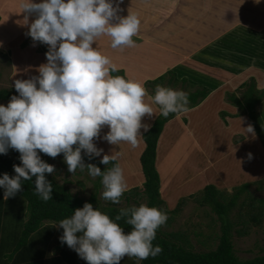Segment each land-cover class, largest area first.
I'll use <instances>...</instances> for the list:
<instances>
[{"label": "clouds", "instance_id": "obj_1", "mask_svg": "<svg viewBox=\"0 0 264 264\" xmlns=\"http://www.w3.org/2000/svg\"><path fill=\"white\" fill-rule=\"evenodd\" d=\"M122 3L123 0H23L25 23L35 15L26 35L33 46L35 42L48 46L47 63L39 67V75L16 79L18 95H12L6 106L0 104V154L16 150L21 161L13 165L14 176H0L4 200L14 197L23 181L33 177L35 194L44 202L52 200L53 185L45 173L52 174L56 169L41 158L43 153L52 158L63 154L68 172L73 175L79 169L87 170L92 178L100 177L102 198L120 204L127 182L120 164L113 163L119 152L103 154L104 149L94 141L111 145L126 142L135 148L143 137L140 129L148 132L151 127L142 123V118L155 114L145 102L148 93L143 84L111 75L119 71L117 65L93 46L101 36L110 38L112 49L136 46L133 37L139 35L141 20L135 13L120 15ZM149 99L165 118L189 111V96L183 90L157 85ZM105 126L109 130L101 136ZM243 129L244 134L256 137L251 124ZM82 151L89 160L102 157L100 164L112 163V167L101 171L96 164H85ZM248 158H252L251 153ZM189 196L197 197L195 193L186 197ZM121 220L130 226L127 233L118 223ZM167 221L166 212L146 204L122 207L113 219L85 202L54 226L63 229L61 244L74 250L87 264H120L125 257L143 261L160 255L163 248L154 246L153 241Z\"/></svg>", "mask_w": 264, "mask_h": 264}, {"label": "rangeland", "instance_id": "obj_2", "mask_svg": "<svg viewBox=\"0 0 264 264\" xmlns=\"http://www.w3.org/2000/svg\"><path fill=\"white\" fill-rule=\"evenodd\" d=\"M15 1L16 0H14V2ZM179 3L181 5L182 1H179ZM232 4L236 5V2H232L231 5ZM245 4L248 5L251 14L255 13L251 9L254 7H259V4H261L262 9L264 10V0H260L259 3H257L256 0H247L245 1ZM10 12L11 16L15 20L20 21L19 13L16 12V10L11 9ZM172 13L173 11H170L171 18L167 19L169 23L177 21L176 18H172ZM263 16L264 11L259 15V17H256V19L259 18L257 21L258 27L260 26L262 19L264 18ZM249 18L250 17H248V20L241 19V21H252ZM28 20H30V17H28ZM23 25L24 24L22 23L21 26ZM4 30L11 31L10 28L0 29V31ZM237 35L240 37L244 36L243 34ZM187 36H190V30H188V34L185 37ZM25 38H30V36L27 35ZM2 39L10 41L11 39L9 37V32H1L0 42ZM108 40H110L109 37ZM229 40V37L224 36H220V39L218 40V44L226 45L225 51L227 52V56L224 57L226 63L224 65V69L222 68V70L215 71L220 78V80H217V83L220 84L217 87V91L211 95L217 96L215 102H210L209 105H211V107H208L206 100L205 103L195 108L191 112L177 114L172 119L170 124H168L165 137H163L161 140V146L158 151L156 166L158 167L161 175L165 176L164 179L162 178L160 188L161 198L165 201V205L160 206L162 207L160 208V210L167 213L168 221L165 225L160 227V230L167 233H177L179 238H182L184 240V242H181L179 239L178 242L185 244L186 247L194 251H206L209 249H214L216 247V245L218 244L219 236L222 233V225L226 224L227 230H229L232 237L235 253L240 259L245 260L250 259L258 254H264V162L262 158V150H260L259 148L260 141L258 140L257 136L254 138L256 142H253V145L249 144L246 149H240L243 148V142L245 141L246 137L248 138L249 135L244 134L245 131L243 132L238 130L236 126L234 127L233 122L239 120L242 117L245 118L246 116H242L241 111H239L240 115H236L238 109L230 106L231 104L226 98V92L236 91V95L240 96V92L244 89L237 90V88L241 83L250 81L251 78H254L258 89H264V79L260 80L259 76L261 74L256 73L264 72V67H260L259 65H257V59L254 61L253 65L252 63L245 64L244 67L247 65L246 69L244 68L242 70H239L232 66L234 64L231 63L230 60H232V54L233 52L235 53V49L237 47L242 50L247 49V44L243 39L242 42H238V44L234 46V43H230ZM248 41L250 42L249 45L251 47L253 46V48L258 46V42H264L257 41V38L249 36ZM12 42L13 44H16L17 41L14 39ZM25 42H23L22 40L17 43L18 46L21 47V45H23V43ZM26 44L27 46H29L31 45V42H28ZM13 46H11V48H13ZM261 46L262 50H259V53L261 52L259 56H262V53L264 56V44L262 45L261 43ZM1 52L0 88L9 89L12 87L11 84L14 83L12 79V72H14V69L18 70L19 64L16 60V57L13 58V60L10 59V51L4 50ZM187 52L189 55L184 58V64L187 65L183 67L184 69L189 70L192 68V65L189 64L187 60L189 61L190 57L192 56L190 54V50H188ZM37 55H40V58L42 57L41 60L40 58L39 61L37 60V58L30 60L28 72L24 73V76L21 74H18L17 76L16 73L15 76L18 79L31 78L33 75L32 73L31 75H29V73L32 72V69L37 66V64L40 67L41 65L47 63L45 51L41 50V46L38 50L36 48L30 53V56L32 57H36ZM195 72L197 74L200 73L201 75L204 74L202 77L213 76L212 74L202 73L198 71ZM260 77L264 78V76ZM138 82H143L142 84L145 87L148 95L150 96H153L150 93L155 90L156 86L160 85L157 84L155 85V87H153V85L151 84L145 85L146 81ZM202 82L205 83L204 80ZM199 83L200 86L203 85L201 82ZM207 87L212 91L213 86L212 88L211 86ZM215 88L216 87H214V89ZM172 89L183 90L186 92L189 90H194L195 87L191 88L186 87V85L184 84H178ZM145 101L146 103H149L147 96L145 97ZM8 102L9 101L7 100H0V104H3L5 106L8 104ZM149 104L153 107L156 114L158 106L151 101ZM202 107H205L207 111L202 109ZM257 110H264V102L260 103L257 106ZM223 112H227L229 115H224ZM190 113L193 114V118H190ZM155 117L152 118V116L149 117L146 115L142 118V123L151 124ZM248 123L251 124L249 121ZM211 127L214 131H211ZM229 127L231 128L228 129ZM108 130V127L105 126L101 131V136L104 135ZM142 131L143 128L140 129L141 133ZM170 141L172 142V145L166 147L167 142L169 144ZM211 141L216 144V146L214 147L215 152H219L221 155L225 154L224 157L226 160H224V164H226L227 162L229 163L228 177L225 175V173H223L226 171L220 170L218 168V165H216L215 167H211V165L209 167L205 166L206 161L210 162L212 160V154L208 147ZM94 142L96 143L98 148L104 149L103 154H105V152H119L118 163H120L122 169H125L126 171L128 170V174L130 173L132 174V176L134 175L136 177L135 179H137V177L138 179L142 178V173L140 172V170L136 169L140 166V150H138L140 146L139 143L135 148H133L126 142H122L120 145H111L103 140H95ZM176 142L178 143V146L176 147V150L178 151L176 152V154H170V152L175 150L174 146L175 144H177ZM221 144H223L224 146H221ZM167 148L170 149V151L166 152ZM127 149L132 152L130 156H128L127 154ZM189 149H191V151L187 155L186 153ZM231 149L239 151L241 154L240 156H245V158L243 159L244 166L255 168L258 174L257 176H254L253 180H251L249 189L239 194L237 203L232 208V210H230V206L233 204V201L237 198V196L233 195L231 197L227 195L225 196L226 198L220 197V200L222 201L221 204L223 205V208H220V210H224V213H218V210L214 206V202L211 200L214 196L216 198H218V196L212 192H206V190H204L205 186L209 184H213L216 186L217 182L219 181L221 183L227 184L228 189H230L228 191L232 194V192H234L236 189L235 188L231 190L232 186L238 183L242 184L246 182V180H243V175L239 173L237 164H235V162H229V160L231 159L229 157L232 151ZM249 153L252 154L251 159L248 158ZM122 155L124 161L121 160ZM82 156L85 164H96L94 161L86 159L85 157L87 156L84 155L83 151ZM137 156L138 162L136 161ZM176 157L178 158V160L183 161L180 171L187 179L186 182L180 184L179 186L177 185L178 187L176 186V182H174L177 181V179L179 180V178H181L180 176L178 177V175H175L174 172H179V170H177L178 165ZM101 158L102 157H98L99 160ZM257 159L261 160L262 163L257 162ZM162 164L164 167H167L170 170V172L168 173H171V175L168 174V178L167 175H165V173L163 172L166 169L162 170L159 167ZM52 165L55 166L56 171L53 173V175L58 183L67 185L69 190L73 194L83 199H88L91 194H95L96 203L99 207H109L113 205L118 208H122L130 207L133 205L139 206L141 204H146V198L144 196L138 197L129 194H123L120 204H112L111 202L105 201L101 195L103 191L101 178H92L88 175L87 170L81 172L78 169L74 175L68 172L67 165L63 159V154L55 157V159L52 161ZM109 165H111V163ZM127 166H130L132 169ZM100 167L107 168V166L103 164H100ZM125 170L124 174H126ZM202 180H204V182H201ZM142 183L143 182L141 181L140 184L137 185L138 189L142 188ZM163 185H165L166 188H164ZM131 187H133V185L128 186L127 190L131 189ZM178 188L181 189L182 192ZM192 191L195 193V196H197L196 198H193V196L186 197L187 195L183 196L185 195L183 194L184 192L190 193ZM204 197H207L209 202L205 201ZM7 204L10 205L9 203ZM13 204V207L11 205L8 207L6 206V204H4V208H2L1 210V215L4 213L6 215L0 219V255H5L6 253H2V251H5V249L11 245V240H15L19 237L21 232L20 221L26 216V213H23V211H21V202H15ZM261 210L262 213H259L261 212ZM253 215H258L260 219L258 221H255L254 218H252L254 217ZM32 238L35 241V237ZM128 262L140 264L138 263L137 259H134V257H125L121 260L120 264H127Z\"/></svg>", "mask_w": 264, "mask_h": 264}, {"label": "crops", "instance_id": "obj_3", "mask_svg": "<svg viewBox=\"0 0 264 264\" xmlns=\"http://www.w3.org/2000/svg\"><path fill=\"white\" fill-rule=\"evenodd\" d=\"M179 1H182L181 5ZM245 1L247 0H123V3L120 4L122 11L119 14L122 16H127L129 12L135 13L141 20L139 35L133 37L136 42V46L126 47L123 49H112L110 46V40H108L107 36L99 37L96 44L93 46L97 47V49L102 54L109 56L112 62L117 65L118 69H122L124 71L127 79L131 78L136 81L153 80L166 71L172 70L179 78L188 77L193 81H196L198 84L201 82L203 86H211V88L212 86L216 87L215 89L212 88L210 94L198 106L189 109L188 112H191L195 108L205 103L206 100H208L211 95L217 91V87L220 85L217 83V80H220V78L215 71L222 70V68L224 69V65L226 64L224 57L227 56V52L225 51L226 45L218 44L220 36L229 37L230 43L233 42L234 46L235 44H238V42H242L243 39L245 40L247 44V51L237 47L235 49V53L233 52L236 57L233 58L232 55V60H230L234 66H239V70L244 68L246 69L247 65L244 67L243 64L244 62L248 63L250 59L251 61L253 60V62H251L253 65L254 59L258 56L257 53H259V50H262L261 43L263 45L264 42H258V46L253 48V46L251 47L249 45L250 42L248 41V36L257 38L258 41H264L262 36L264 35V18L262 19L259 27L257 26V21L259 18L256 19V17H259V15L264 10L262 9L261 4H259V7H254L251 9L255 12L254 14H251L248 5L245 4ZM34 2L39 3L41 0H34ZM232 2H236V5H231ZM22 3L23 0H16L15 2L14 0H1L0 2V29H11V31H0V33L9 32V37L11 39L10 41L5 39L1 40L0 52L4 50L10 51V59L13 60V58L16 57V60L19 64L18 70L14 69V72H12L13 81L18 79L15 76L16 73L17 76L18 74L24 76V73L28 72L30 60L37 58L39 61L40 58V55H37L36 57L30 56V53L36 48L38 50L40 46L38 42H35V46H33L34 42L32 41L31 37L25 38L27 36L26 33L29 30L28 25L34 21L35 16H29L30 20H28L26 24L24 21L25 13L21 12ZM11 9H14L19 13L20 21L15 20L11 16ZM170 11H173L172 18H176L177 21L172 23L167 21L168 18H171ZM248 17H250L249 19L252 21H241V19L248 20ZM22 23L24 24L23 26H21ZM188 30H190V36L185 37L188 34ZM237 34H243L244 36L242 35L243 37H240ZM14 39L17 42L22 40L23 42L26 41V43L31 42V45L27 46L26 44L19 47L17 42L16 44H13L12 41ZM11 46H13V48H11ZM188 50H190V54L192 56L190 57L189 61L187 60V62L192 65V68L189 70L184 69L183 67L187 65L184 64V58L189 55L187 52ZM243 59L246 60L243 61ZM38 69L39 65L37 64V66L32 69V72L29 73V75H31V73L33 76L39 75ZM195 71L212 74L213 76L202 77L204 74H197ZM256 73L261 74L260 76H264V72ZM260 76L259 79L263 80L264 78H261ZM203 80L205 83L202 82ZM11 85L14 87V83ZM149 97L151 96H147L150 103L151 100ZM230 106L235 107L233 105ZM202 109L207 111L205 107H202ZM235 109L238 108L235 107ZM156 112L157 113L153 115L152 118L158 114V108ZM189 116L190 118H193V114L190 113ZM171 121L172 119L167 124H170ZM248 125L249 123L244 117L233 122V126H236L238 130L243 132L245 131L243 128H246ZM230 128L231 127L228 129ZM210 129L211 131H214L212 127ZM248 135V138L246 137L245 141L243 142V148L240 149L244 150L249 144L253 145V142H256V140L252 138L251 134ZM171 141L169 144L167 142L166 147L172 145ZM139 144L140 146L138 150H140V154L144 148V143L141 137L139 139ZM177 146L178 143L175 144V150L170 152V154H176L178 151L176 150ZM215 146L216 144L214 142L211 141L209 143L208 147L212 154V160L210 162L206 161L205 166L209 167L211 165V167H215L218 165L220 170L226 171L223 173H225V175L228 177L229 163L227 162L224 164V160H226L224 157L225 154L221 155L219 152H215ZM221 146L224 145L221 144ZM259 148L262 150L263 156L261 143ZM168 151H170V149L167 148L166 152ZM190 151L191 149H189L186 154L188 155ZM112 153L113 152H105V154L109 155ZM131 153L132 152L127 149L128 156H130ZM240 155L241 154L239 151H235V149H233L229 156L231 158L229 162H235L239 168V173L243 175V180L251 183V180H253L254 176H257L258 174L257 170L252 167L244 166L243 159L245 156ZM262 158L264 162V157ZM121 160L124 161L123 155L121 156ZM176 160L178 165L177 170H179V172H174L175 175H178V177L180 176L181 178L174 182H176V186H179L180 184L186 182L187 179L180 171L183 161L178 160L177 157ZM136 161L138 162V156L136 157ZM127 167L131 168L130 166ZM136 169L140 170L142 173L141 165ZM124 170L125 169H123V171ZM127 171L126 174H124L127 182V188L130 185L137 186L141 181L143 182V174L141 179H138V177L135 179L136 177L134 175L132 176L130 173L128 174ZM201 182H204V180ZM240 184L241 183L235 184L231 187V190ZM215 187L220 189V191L226 190L229 192L228 190H230L228 189L227 184L221 183L219 181ZM179 190L182 192L181 189ZM190 193L193 194L194 192L192 191ZM190 193L184 192L183 194L185 195L183 196H186ZM25 219H27V216H25L24 220ZM23 222L24 221H22V223ZM22 223L20 225H22ZM43 223L45 224L43 227L31 234L29 243H33L28 247L22 246V249L17 253H14L13 250L15 249L16 243H18L19 237L15 240H11V245L6 248L5 251H2V253L6 254L0 255V264H22L28 260H31L34 263H36L35 261H41L44 264L87 263V261L81 259L78 254L70 249L66 244H61L59 237L63 233L62 228H60L58 225L54 226L55 223L52 224L50 221H44ZM43 231L44 233L42 234ZM32 237H35V241ZM64 253H70L71 257L73 258L72 259L70 257L72 261H68L63 256ZM33 262L31 263L33 264ZM138 263H140V261H138Z\"/></svg>", "mask_w": 264, "mask_h": 264}, {"label": "trees", "instance_id": "obj_4", "mask_svg": "<svg viewBox=\"0 0 264 264\" xmlns=\"http://www.w3.org/2000/svg\"><path fill=\"white\" fill-rule=\"evenodd\" d=\"M263 39H264V35ZM258 41V39H257ZM39 43V42H38ZM26 45V42L23 43V46ZM236 45V44H235ZM41 50H44L45 53L48 50V46L44 44H40ZM40 48V47H39ZM247 51V49H245ZM244 52V51H242ZM257 53V57L254 59L258 63L260 67H264V60H263V53L262 56ZM233 58L236 57L235 54H232ZM246 59H243L245 61ZM253 62V60L247 63L244 62L243 65L249 64ZM234 66V65H232ZM238 65L234 66L235 68L239 69ZM111 75L116 76H125L124 71L122 69H119L118 72L111 73ZM127 79V78H126ZM155 85L160 84L165 87L173 88L177 86L178 84H184L186 87H195L194 90L186 91L189 96V109L199 105L211 92V90L200 84H198L196 81H193L192 79L188 77H181L179 78L177 74L172 71L168 70L165 73L159 75L158 77L154 78L153 80H149L145 82V85ZM214 88V87H213ZM244 89L240 92V96L236 95V91L234 92H226V98L230 102L231 105L237 107L239 110L236 113V115H240L239 111H241V115L246 116L245 119L251 123V125L254 127L255 132L259 138V141L261 143L262 149H263V157H264V110L258 111L257 106L264 102V89H258L256 86V82L254 78H251L250 81H245L240 84V86L237 88V90ZM154 96L155 90L150 93ZM12 95H18L14 87H11L9 89L7 88H0V100L9 101ZM216 96H211L207 100V106L210 102H215ZM227 101V102H228ZM159 111V107H158ZM224 115H229L227 112H223ZM176 114H170L169 117L165 118L162 115H160V111L158 112L155 119L150 124V130L148 132L142 131V141L144 143V148L142 152L139 155V162L141 165L142 174L144 177L143 180V189H138L137 186L131 187V189L127 190L124 194L134 195V196H144L146 198V205L150 207H156L158 209L162 208L160 206L165 205V201L161 198V183L162 178L164 179V175L162 176L159 172L156 161L158 156V151L161 146V140L163 137H165L168 122L175 117ZM261 154V153H260ZM41 158L46 161L49 164H52V161L55 158H52L50 156H47L43 153H40ZM20 153L16 150L10 149L7 155L0 154V176H2L4 173H8L10 176H14V170L13 165L17 164L19 165L21 163L19 159ZM88 159V157H85ZM96 163L98 167H100V160L98 158L91 159ZM116 162L113 163H118ZM257 162L262 163L261 160L257 159ZM120 164V163H119ZM108 168L112 167L111 165L107 166ZM161 167H164L161 165ZM101 171H104L106 168L100 167ZM165 175H170L169 170L167 167H165ZM46 178L52 183L53 185V191H52V200H49L47 202L42 201L38 195L35 194V177L32 178L31 181H23L22 188L17 194L9 198L8 200H4L3 197V189L0 188V219L3 218L6 214L1 215V210L4 208V204L6 206H12L15 202H21L22 203V209L23 213H26L27 219H21L20 224L22 221V225H20V235L18 243H16L15 249L13 250L14 253H17L20 251L23 247H28L32 243H29V239L32 233L35 231H38L41 227H43L45 224L44 221H50L53 223H57L60 220L64 218H68L71 215H73V212L77 208H82L85 202L91 203L94 208H98L100 211L108 214L110 218H113L119 214V209L116 206H109V207H99L96 203V195L91 194L88 199H83L75 194H73L67 185L58 183L56 178L54 177L53 173L48 174L45 173ZM250 182H244L238 186H235L233 189H235L234 192L229 193L226 190L220 191L215 188L213 185H206L205 189L206 192H212L215 195L218 196L216 198L215 196L211 199L214 202V206L218 210V213H224V210H220V208H223V205L221 204L222 201L220 200V197H224L229 195L233 196L236 195L237 198L233 201V204L230 206V210L236 205L238 196L241 192L247 191L250 187ZM164 188L165 185H163ZM143 194V195H141ZM230 198V197H229ZM15 199V200H14ZM26 200V201H25ZM204 200L208 201L207 197H204ZM9 203L10 205H8ZM24 206V208H23ZM20 211V212H21ZM262 213V210L261 212ZM254 216V215H253ZM255 221H258L260 218L258 215H255L254 217ZM120 225L124 227L125 232L127 233L130 231V226L125 224L123 220L119 221ZM48 226V225H47ZM46 226V227H47ZM45 227V228H46ZM221 235L219 236L218 244L214 249H209L206 251H194L188 247L185 246V244H182L178 242L180 239L177 233H167L160 228L157 230V237L153 241L154 246L159 244L163 248V252L158 255L155 258L149 257L146 260L140 261V264H264V254H258L250 259H240L234 250V245L232 241L231 234L229 230H227L226 224L222 225ZM44 231L42 232V234ZM181 242H184V240L181 238ZM63 256L68 260L72 261V257L70 253H64ZM70 257L72 259H70ZM135 258V257H134ZM70 259V260H69ZM33 261H25L22 264H32ZM33 264H44L41 261H35ZM87 264V263H85ZM127 264H135L132 262H128Z\"/></svg>", "mask_w": 264, "mask_h": 264}]
</instances>
